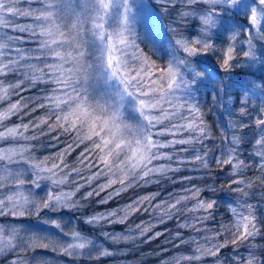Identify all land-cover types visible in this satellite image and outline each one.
<instances>
[{
  "label": "snow or ice",
  "instance_id": "6c2138e0",
  "mask_svg": "<svg viewBox=\"0 0 264 264\" xmlns=\"http://www.w3.org/2000/svg\"><path fill=\"white\" fill-rule=\"evenodd\" d=\"M32 90L37 94L22 95ZM217 106L227 114L218 133L206 119ZM38 109L44 114L24 122ZM52 132L53 140L71 134V142L38 155L34 142ZM182 170L202 175H178ZM214 172L224 173L219 184ZM165 180L180 187L163 199L151 192L83 214L92 198L107 205ZM217 189L231 203L215 198ZM64 210L82 213L83 225L101 229L110 245L138 248L163 237L175 251L159 264H264V0H0L5 264H53L34 255L41 249L89 264L130 251L98 243ZM138 213L149 220L103 230ZM21 218L50 230L25 228ZM173 220L174 231H153ZM200 246L207 256L198 255ZM226 249L235 254L225 256Z\"/></svg>",
  "mask_w": 264,
  "mask_h": 264
},
{
  "label": "trees",
  "instance_id": "16d2710c",
  "mask_svg": "<svg viewBox=\"0 0 264 264\" xmlns=\"http://www.w3.org/2000/svg\"><path fill=\"white\" fill-rule=\"evenodd\" d=\"M151 3H154L151 2ZM163 23L167 24L168 23V19H164ZM217 87H219V85H217ZM210 91V89H209ZM37 94L36 90H32V91H29V92H26V93H23L22 95H26V96H30V95H35ZM206 102H210V96L204 94L203 97H202ZM234 99V98H233ZM218 108L220 110H218ZM224 108L223 106H217L215 107V115H213L212 113H209L206 117V119L208 120L209 124L213 127V130L215 132L218 133V129L216 128V125L217 124H222L224 127L227 126V114H225L223 111ZM44 114V110H41V109H38L35 113H33L32 115L30 116H27V117H24V121L27 122L28 119H32L34 116H41ZM16 119V118H15ZM44 127V129L46 130V126H42ZM58 135V132H52V133H49L47 136L45 137H42L41 138V141L40 142H34V143H37L38 144V149H37V154L40 155V156H44V155H51V154H54L56 152H59L62 148L65 147L66 143H70L71 142V139L68 138L70 137V134L68 135H60L59 136V140H53L52 137L53 136H57ZM218 142V141H217ZM42 143V147L40 146V144ZM84 149V146L83 147H79V148H75L74 151H72L68 157H67V160L68 161H71L73 158H75L77 155H79V153L81 151H83ZM178 175H193V176H201L202 173L201 172H196V171H192V172H189L187 170H184V172H181L180 174ZM214 176L217 177V180H216V183L219 184L220 180L221 179H224V173L222 172H214L213 173ZM208 182L211 183V179H208ZM164 184V182H163ZM165 185V184H164ZM168 186V189H171L173 190L174 188H178L180 187L179 184H176V185H173L171 183L168 182L167 184ZM178 186V187H177ZM159 188H156V189H149V190H146L145 192H143V194H148V193H151V192H156ZM207 195V194H206ZM136 196H135V190L134 189H129L126 193H122L119 197H115L113 198L111 201H109L110 205H113L115 204V200L116 199H121L120 200V203H129L131 200L135 199ZM221 203H224V201H228L230 200V196L227 192H220L218 194H216V197ZM97 199L99 198H96V199H91L89 201V204H93V205H96L97 207L98 206V203H96ZM253 203H256L255 200L252 201ZM100 210V209H98ZM91 211H94L91 210ZM224 215L223 212H221L220 214H218V219L220 218V216ZM230 215V214H228ZM80 217H74V219L76 221H80L81 219H79ZM149 215L147 213H143L142 215H140V213L138 214H135L133 216V218L130 220L129 223H139L141 220H149ZM175 220L173 221H167L165 224L163 225H160L158 224L156 226V228L153 230L154 232L155 231H161V232H164L165 229L168 230V233L172 232L175 230ZM81 228L85 231H88V229L84 226H81ZM116 228H118V230H116L115 232H123L125 231L126 229V226L124 225H117ZM168 233H165V235H167ZM189 235H193V233H190V232H186V237L189 236ZM259 239V238H258ZM162 240H163V237L161 238H158L157 240L155 241H152V242H149L148 245H146L145 247H143V252L146 251L147 253L148 252H154V251H158L160 248L162 247H170V245H164L162 243ZM183 250V249H181ZM175 250L171 248H169V254H172ZM241 254H244L246 255V250L244 248H241L238 250ZM230 252H232L231 249H226L224 250V254L225 256H227ZM166 253H162L160 257H158L159 259H162L164 258ZM232 254H235V252H232ZM205 264H210V260L209 259H206L205 260Z\"/></svg>",
  "mask_w": 264,
  "mask_h": 264
},
{
  "label": "rangeland",
  "instance_id": "374dc122",
  "mask_svg": "<svg viewBox=\"0 0 264 264\" xmlns=\"http://www.w3.org/2000/svg\"><path fill=\"white\" fill-rule=\"evenodd\" d=\"M153 1L154 0H142V3H144L145 6H147L149 3L153 2ZM21 6L22 7H26L27 5L22 4ZM37 6L38 5H35V4L33 5V7H37ZM19 22L24 23L26 21L20 20ZM223 108H224V106H223ZM218 110H220V109L218 108ZM15 118L16 117L12 118V123L19 122V119L18 118L15 119ZM24 122H26V121H24ZM68 138L72 139L71 134H70V137H68ZM80 146L81 147H83V146L85 147V145H80ZM77 156L75 158H73L71 161H68V163L72 164L73 162H75ZM182 172H184V170H182ZM163 182H164L165 185L163 184ZM163 182L160 185L150 184V185H147V186H144V187L133 188L135 190V196L137 197L139 195H145V194H143V192H145L146 190L159 188L157 191L161 192L160 199H163V198L166 197L168 192L172 191L171 189H168V186H167L168 181L165 180ZM86 190H88V189L86 188V189L82 190L80 195H82L83 191H86ZM104 195H106V193H101V197H103ZM92 199H96V198H92ZM120 200L121 199H116L115 200V204H113V205H110V203H108L107 205L98 204L99 207H97L96 205H93V204H88V208H86L84 210L83 214H89V213H93V212H96V211H105V210H108V209L117 208V207L123 206L124 204H127V203H120ZM250 202H252V201H250ZM95 204H97V202ZM93 209H94V211H91ZM98 209H100V210H98ZM83 214L79 213V212L73 214V213H71V212H69L67 210H64L62 212V215L65 217V219L72 220L73 222L77 223L80 227L84 226L87 229L89 228L88 231H85V230L82 229L86 234H89L93 238L99 237V233H100L101 229H98V228L97 229H93V226H91V225H83L82 220L76 221L74 219V217H81V215H83ZM140 215H142V214L140 213ZM132 218H130V220ZM9 219H12V218H9ZM21 220H22V225L25 228H31V229H35V230H38V231H49L50 230V229H48L47 226L41 224L40 221L38 219H36V218H21ZM130 220L124 225V226H126V228H127V224L130 222ZM117 225H105L103 227V230H106V231H109V232H115L116 230H118V228H116ZM97 242L98 243H101V242L105 243L106 246L114 248L116 250H119V249H122V248H129L130 249V251L127 253V255L118 254V255H116L114 257H111V258H104L103 261L101 262V264H135V262L138 259L140 260V264H159V260L160 259L157 256L150 255V252H148V253L146 251L143 252V247H145L148 244H144L142 240L138 242L139 243V247L138 248H136V247H134L132 245H124V244L115 245V246L114 245H110V244H108V242L103 241L102 237H99V239H97ZM168 248H171V246L168 247ZM171 250H172V248H171ZM151 253H153V252H151ZM34 255L50 259L53 262V264H89V262L87 260L83 259V258H81L79 261H77V260H74V259H71V258H68V257L58 256L55 253H52V252L46 251V250H42V249L41 250H37V252ZM166 255H170V254L166 253L165 256ZM0 264H5V258L4 257H0Z\"/></svg>",
  "mask_w": 264,
  "mask_h": 264
},
{
  "label": "clouds",
  "instance_id": "9594fccd",
  "mask_svg": "<svg viewBox=\"0 0 264 264\" xmlns=\"http://www.w3.org/2000/svg\"><path fill=\"white\" fill-rule=\"evenodd\" d=\"M220 192H226V191H221V190L217 189L216 194H218V193H220ZM257 195H259V193H257ZM229 203H231V200L224 201V204H229ZM189 227L194 228L195 226H194V225H190ZM197 253H198V255H200V256H202V257H205V256L208 255V250H207L206 248H204L203 246H200V247L198 248V250H197ZM192 258L195 259L196 257L193 256ZM200 264H205V260H201V261H200Z\"/></svg>",
  "mask_w": 264,
  "mask_h": 264
}]
</instances>
